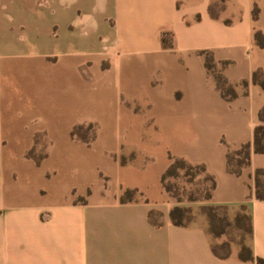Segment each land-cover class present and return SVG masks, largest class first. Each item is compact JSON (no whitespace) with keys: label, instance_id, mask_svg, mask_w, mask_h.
<instances>
[{"label":"crops","instance_id":"0c3cea01","mask_svg":"<svg viewBox=\"0 0 264 264\" xmlns=\"http://www.w3.org/2000/svg\"><path fill=\"white\" fill-rule=\"evenodd\" d=\"M258 30L264 0H0V264H260ZM148 143L167 148L159 196L141 179L155 159ZM245 143L251 161L238 175L228 152ZM170 156L215 177L205 204L247 206L253 260L217 256L203 222H172L183 202L162 184ZM127 189L142 195L122 202Z\"/></svg>","mask_w":264,"mask_h":264},{"label":"trees","instance_id":"16d2710c","mask_svg":"<svg viewBox=\"0 0 264 264\" xmlns=\"http://www.w3.org/2000/svg\"><path fill=\"white\" fill-rule=\"evenodd\" d=\"M254 17H258V8L256 7L254 9ZM255 40L258 45H260L262 48H264V32L258 30L255 33ZM162 41L164 42L165 45H169L168 42V37L167 33H164L162 36ZM227 62L222 63V67L226 64ZM206 66L210 70V72L213 74V76L216 79L217 86L220 88L222 91V94L228 98V99H233L238 95V92L236 90V87L231 84L226 76L223 74L222 68H219L214 56L211 53H207L206 55ZM254 82L256 84H259L263 89H264V73L262 70H257L254 73ZM259 123L255 127L254 131V151L257 153H264V106L260 109L259 114ZM81 128L78 127L74 131L76 133L77 131L79 132ZM252 146L250 143H245L243 144L239 149H230L228 152V169L231 172H234L238 175L242 173V170L245 166H247L250 161H251V155H252ZM235 154L236 157V165L233 166L232 161H233V155ZM171 158V164L167 168L166 172L162 176V184L164 188L171 194L172 193V188L166 184V180L169 176H174L176 175V172L180 168H200L208 177V179L211 181V192L209 193V198L212 196V190L216 186V180L215 177L207 173L206 171V166L204 164H193L186 160L183 157H176V156H170ZM256 192L255 195L258 199H264V180L262 179V175H264V168H257L256 169ZM138 193L137 189H127L124 191V193L121 196V201L126 202L134 199V197H129L133 196L134 194ZM142 195V194H140ZM173 195V194H172ZM221 207H228L225 205H208V208L212 211L208 213V216L211 221V225L215 226V218H216V213L214 212L215 209L221 208ZM241 208H245L248 211V208L246 205H242ZM191 213V209L189 207L181 206V205H175L171 208L170 211V218L172 222L175 225L178 226H189L190 225V219L189 215ZM159 212L157 211H151L150 212V219L154 220V217L157 216ZM248 230H249V236L251 237L252 234V228H251V215L248 211ZM214 233H216L217 237H220V234L222 233L221 231L217 230L214 228L213 230ZM249 237V239H250ZM228 242H223L219 245H215L212 243V249L213 252L221 257V258H227L229 257L232 252L231 250L225 252L223 251L225 247H228ZM239 257L243 260H253L254 259V253L252 250V247L250 244L244 245L241 247L239 251ZM260 264H264V260L259 259Z\"/></svg>","mask_w":264,"mask_h":264},{"label":"rangeland","instance_id":"374dc122","mask_svg":"<svg viewBox=\"0 0 264 264\" xmlns=\"http://www.w3.org/2000/svg\"><path fill=\"white\" fill-rule=\"evenodd\" d=\"M77 133L87 140L95 136L94 133H87V131L82 133L79 130ZM145 147L155 159L148 162V174L141 179L144 183H148L153 195L159 196L160 192L154 186L157 183L155 174L167 159V148L163 144L152 143L145 144ZM232 155V164L235 166L238 157L235 154ZM135 177L139 180L138 176ZM262 179L264 180V175ZM166 184L172 188L171 197L176 202H183L181 206L191 209L190 225L203 222L210 233L213 244L228 242V247H225L223 251L231 250L232 253H239L242 246L249 244L248 211L245 208L241 206L237 210L230 207L217 208L214 210L217 214L215 226L211 225L208 213L212 210L204 202L209 199L212 183L200 168H180L176 175L167 178ZM129 197H140V193ZM214 228L222 232L220 237L213 232Z\"/></svg>","mask_w":264,"mask_h":264}]
</instances>
